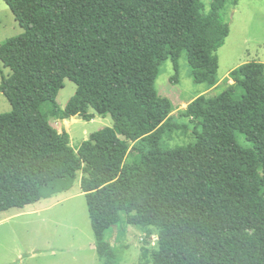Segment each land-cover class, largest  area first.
<instances>
[{"label":"trees","instance_id":"obj_1","mask_svg":"<svg viewBox=\"0 0 264 264\" xmlns=\"http://www.w3.org/2000/svg\"><path fill=\"white\" fill-rule=\"evenodd\" d=\"M3 1L24 33L0 44V92L12 108L0 115V214L40 202L82 172L104 264L116 260L107 232L122 214L146 230V243L157 231L154 264H264V64L239 66L224 92L188 105L182 116L196 122L195 144L160 148L173 112L156 90L160 65L178 69L186 50L195 83L216 86L228 0H214L210 14L202 0ZM66 79L77 92L62 109ZM90 108L115 126L76 150L49 119L92 121ZM122 136L149 148L126 161Z\"/></svg>","mask_w":264,"mask_h":264},{"label":"rangeland","instance_id":"obj_2","mask_svg":"<svg viewBox=\"0 0 264 264\" xmlns=\"http://www.w3.org/2000/svg\"><path fill=\"white\" fill-rule=\"evenodd\" d=\"M213 1L202 0L206 14L212 12ZM222 17L230 27V34L218 51V79L222 80H218L217 87L195 83L186 50L181 53L178 69L171 60L160 65L156 90L173 107L168 128L160 142L164 151L197 142L194 135L196 122L182 116L191 102L200 96L213 98L224 92L229 87L225 75L234 67L244 62L264 61V0H241L237 5L234 0H228ZM23 33L9 7L0 0V44ZM74 59H81V55ZM3 73L9 75L10 70L3 68ZM76 92V84L66 79L65 87L58 94V105L65 109ZM11 111L10 103L0 92V115ZM89 113L95 117L92 121L81 117L70 120L50 117L49 120L60 133L68 132L69 145L77 150L91 134L115 126L110 115L101 116L91 108ZM122 139L130 145L126 161L139 159L140 150L149 148L143 140L131 142L125 136ZM237 140L246 148L253 147L241 133H237ZM134 147L138 149L133 150ZM82 177L80 172L74 181L57 182L45 190V197L40 202L0 214V264H104L96 252L88 207L81 189ZM146 233L144 229L129 225L122 214L121 224L107 232V239L117 254L114 264H154L152 253L157 249V231H153L149 243L145 241Z\"/></svg>","mask_w":264,"mask_h":264},{"label":"crops","instance_id":"obj_3","mask_svg":"<svg viewBox=\"0 0 264 264\" xmlns=\"http://www.w3.org/2000/svg\"><path fill=\"white\" fill-rule=\"evenodd\" d=\"M245 63H246V62H244V63H242V64H240V65L234 67L233 69H231V70L225 75V76L228 77V79L226 78V79H227V84H228V86H230V85H232V84L234 83V81L230 78V73H231L233 70H235V68H238L239 66H241V65H243V64H245ZM261 63L264 64V61L261 62ZM225 76H224V77H225ZM220 80H222V78H220ZM220 80H219V82H221ZM218 85H219V84H218ZM218 85H217V86H218ZM217 86H216V87H217ZM213 89H215V88H213Z\"/></svg>","mask_w":264,"mask_h":264}]
</instances>
